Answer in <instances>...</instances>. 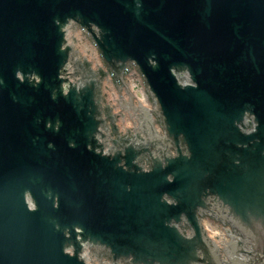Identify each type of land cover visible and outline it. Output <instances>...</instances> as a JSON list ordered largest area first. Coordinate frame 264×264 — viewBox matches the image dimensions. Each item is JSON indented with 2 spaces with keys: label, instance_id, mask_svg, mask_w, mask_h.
<instances>
[{
  "label": "water",
  "instance_id": "1",
  "mask_svg": "<svg viewBox=\"0 0 264 264\" xmlns=\"http://www.w3.org/2000/svg\"><path fill=\"white\" fill-rule=\"evenodd\" d=\"M131 65L147 139L106 113ZM213 208L264 264V0H0V264H224Z\"/></svg>",
  "mask_w": 264,
  "mask_h": 264
},
{
  "label": "flooded vegetation",
  "instance_id": "2",
  "mask_svg": "<svg viewBox=\"0 0 264 264\" xmlns=\"http://www.w3.org/2000/svg\"><path fill=\"white\" fill-rule=\"evenodd\" d=\"M210 202H211V203H214V200H213V199H210Z\"/></svg>",
  "mask_w": 264,
  "mask_h": 264
}]
</instances>
